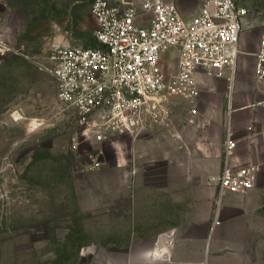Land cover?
Listing matches in <instances>:
<instances>
[{"label":"rangeland","instance_id":"1","mask_svg":"<svg viewBox=\"0 0 264 264\" xmlns=\"http://www.w3.org/2000/svg\"><path fill=\"white\" fill-rule=\"evenodd\" d=\"M176 1L186 18L194 16L203 3ZM237 1L248 9L244 31L252 49L264 36V0ZM98 28L91 0H0V34L11 48L0 54V264H102L113 260L119 264L124 258L97 250L107 231L117 228L120 234L122 227L103 222V202L120 179L113 169H131L136 175V169L160 168L162 164L145 161L133 146L130 158L120 163L116 139L81 142L77 113L60 101L58 83L48 70L55 66L52 57L58 47L96 46ZM174 65L170 63V71ZM254 70L251 56L248 72ZM204 87L211 88L201 82V89ZM217 88L223 90L225 111H219L216 119L198 106L195 122L190 123L189 105L179 98L169 102L171 116L183 124L180 135H169L189 153V159L198 132L204 140L210 125L218 123L216 136L224 127L222 149L218 144L204 154L203 143L201 147L202 160L217 172L213 178L216 185L226 160L230 94L234 91L230 82L226 93L223 86ZM221 98L217 96L218 103ZM172 130L153 124L137 141L153 136L159 146ZM99 151L103 152L101 165L91 169V155ZM149 151L145 148L140 153ZM247 207L260 222L264 217V188L255 199L247 200ZM217 209L218 205L213 218ZM256 221L250 222V227L262 225ZM177 226L187 229L191 225ZM127 227L123 225V230Z\"/></svg>","mask_w":264,"mask_h":264},{"label":"built area","instance_id":"2","mask_svg":"<svg viewBox=\"0 0 264 264\" xmlns=\"http://www.w3.org/2000/svg\"><path fill=\"white\" fill-rule=\"evenodd\" d=\"M98 23L97 45L58 47L48 69L59 87L60 101L75 109L81 142L137 138L153 124L174 129L169 102L182 98L190 105V123L198 114L200 75L234 78L248 9L237 0H203L186 18L176 0H91ZM11 51L0 34V54ZM171 54V59L168 58ZM174 62V69L169 65ZM257 77L264 83V36L256 55ZM264 105V100L260 102ZM232 134L226 140V160L218 179L219 205L227 194L245 193L258 182L259 166L234 167ZM99 151L90 168L101 165ZM160 235L153 257L170 258ZM171 248L172 241L166 243ZM161 250L160 252H157Z\"/></svg>","mask_w":264,"mask_h":264},{"label":"crops","instance_id":"3","mask_svg":"<svg viewBox=\"0 0 264 264\" xmlns=\"http://www.w3.org/2000/svg\"><path fill=\"white\" fill-rule=\"evenodd\" d=\"M246 37L244 31L233 80L229 76L224 79L199 76L200 84H208L211 88L201 89L197 110L199 106L216 119L219 111H225L223 90L217 87L223 86L226 93L231 83L234 91L230 94V132L235 146L230 163L234 167L259 166L257 185L245 193L225 195L219 205L220 224L216 225L217 212L213 218V211L218 205V183L216 185L213 178L217 172L206 166V159L202 160L201 147L203 143L204 154L216 149L218 144L222 149L224 127L221 135L216 136L214 128H219L218 123L210 125L204 140L198 132L193 139L190 159L189 153L169 135L181 134L183 124L177 121L176 127L167 131L168 135L159 146L153 136L146 141H137L139 136L117 137L114 146L120 163L130 158L133 146L139 157L151 164L160 161L162 166L136 169V175L131 169H113L120 179L119 184L114 185L112 195L103 202V222L121 224L122 227L120 234L117 228L107 231L103 242L100 239L97 244L98 252L122 255L124 258L119 264H264V217L261 216L259 222L248 212V207L245 209L247 200L255 199L264 188V105L260 104L264 100V83L256 73L259 45L250 49ZM251 56H254L255 70L248 72ZM218 95L222 97L221 103H218ZM169 107L172 108L170 104ZM145 148L150 151L140 153ZM210 158L208 164L212 162ZM255 220L262 225L250 227V222ZM125 224L128 227L123 230ZM185 224L191 226L182 227V230L177 226ZM163 234L170 235L169 241L172 239L167 260L153 257L155 242ZM102 264L117 263L113 260V263Z\"/></svg>","mask_w":264,"mask_h":264},{"label":"bare ground","instance_id":"4","mask_svg":"<svg viewBox=\"0 0 264 264\" xmlns=\"http://www.w3.org/2000/svg\"><path fill=\"white\" fill-rule=\"evenodd\" d=\"M169 239H170V235H166L165 234V237L163 238V249L164 250H168V251H170V249L169 248H167V245H166V243L169 241ZM161 250H158L157 252H160ZM170 253V252H169Z\"/></svg>","mask_w":264,"mask_h":264}]
</instances>
